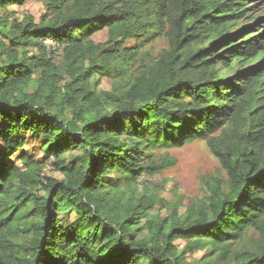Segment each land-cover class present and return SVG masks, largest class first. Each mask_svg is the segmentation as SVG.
<instances>
[{"label":"trees","instance_id":"1","mask_svg":"<svg viewBox=\"0 0 264 264\" xmlns=\"http://www.w3.org/2000/svg\"><path fill=\"white\" fill-rule=\"evenodd\" d=\"M30 1L0 0V264H264V0H39V24L12 20ZM196 140L226 181L158 198L141 179L176 162L154 151Z\"/></svg>","mask_w":264,"mask_h":264},{"label":"rangeland","instance_id":"2","mask_svg":"<svg viewBox=\"0 0 264 264\" xmlns=\"http://www.w3.org/2000/svg\"><path fill=\"white\" fill-rule=\"evenodd\" d=\"M9 12L13 19L22 21L25 17H32L35 23L39 24L42 17L46 13V9L43 3L39 0H32L28 2L24 7H12L9 8ZM3 13L0 12V15ZM48 47V51L51 54L52 60L56 65H60L63 58V48L54 47L50 43H45ZM166 47V43L163 40H158L152 47V52L155 54L160 53ZM98 89L102 92L114 91L118 85L109 77H97ZM32 145V144H31ZM2 147V143H0ZM33 146L26 147L25 150L29 151ZM14 155L11 159L12 162L19 163L22 151L14 150ZM79 151L69 153L67 156H78ZM40 158H43L39 154ZM152 159L156 162H173L175 165L162 171V173L155 176H143L141 180H145L149 184L150 191L160 199H165L167 196V190L169 187L175 186V197L181 198L185 204L191 200L198 201L203 198L205 193V186L209 180L215 177L221 178L224 182L227 179L225 172L222 170L219 161L211 153L207 142L204 140H196L194 142L187 143L180 148H174L170 150H155ZM53 159L49 160L45 164L44 175L46 177L60 178L58 173L53 171L51 163ZM115 174H111L109 178H115ZM166 188V190H165ZM141 191L143 185H140ZM186 211L185 207H182L180 213ZM141 228V227H140ZM138 229V237L143 238L147 235L145 229ZM252 238L256 236L251 234ZM176 247L178 250H183L185 243L183 241H177ZM208 252L198 253L194 256H187L188 261L196 263L204 256L208 255Z\"/></svg>","mask_w":264,"mask_h":264},{"label":"built area","instance_id":"3","mask_svg":"<svg viewBox=\"0 0 264 264\" xmlns=\"http://www.w3.org/2000/svg\"><path fill=\"white\" fill-rule=\"evenodd\" d=\"M45 43H50V45H53L54 47H60L55 41H53V40H48V41H46V42H44V44ZM47 47V46H46ZM48 48V47H47Z\"/></svg>","mask_w":264,"mask_h":264}]
</instances>
